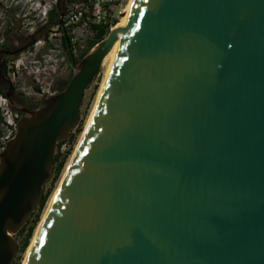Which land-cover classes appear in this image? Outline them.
I'll return each instance as SVG.
<instances>
[{
	"label": "water",
	"instance_id": "water-1",
	"mask_svg": "<svg viewBox=\"0 0 264 264\" xmlns=\"http://www.w3.org/2000/svg\"><path fill=\"white\" fill-rule=\"evenodd\" d=\"M118 22L33 108L0 73L20 114L0 151V264L15 261L14 236L42 201ZM30 245L24 264H264V0H132Z\"/></svg>",
	"mask_w": 264,
	"mask_h": 264
},
{
	"label": "rangeland",
	"instance_id": "rangeland-1",
	"mask_svg": "<svg viewBox=\"0 0 264 264\" xmlns=\"http://www.w3.org/2000/svg\"><path fill=\"white\" fill-rule=\"evenodd\" d=\"M64 1L0 0V51L9 52L0 54V64L2 62L6 63L8 68L6 75L11 79L15 92L21 93V98L26 99L27 103L33 104L38 100L39 97L36 94L40 89L39 87L45 90L57 91L72 68L63 48L60 32L51 25L46 24V14L51 7L57 5L59 11L64 12L62 19L66 17L65 12L69 14L65 20L67 24L65 28L71 37L77 38L76 41L73 39L71 41L73 44L72 50L75 49L76 54H80L85 49L87 41L92 40L89 24L92 22H107L111 26L115 20L123 15V10L129 2V0H85L81 3L66 4ZM78 12H81V15ZM74 15L78 18L77 23L71 22V16ZM73 20L75 19L73 18ZM19 50V53L11 54ZM107 65L108 62L102 65L94 82L85 92L79 111V121L71 132L68 141L59 148L60 156H66L67 158L53 187H51V181H49L44 188V193L49 188H51V192L28 247L81 138L86 122L94 108ZM7 104V100L0 96V114L4 118L9 116L10 113H14L9 106L7 107ZM80 126L82 132L73 142L71 137L76 134V130ZM0 127L4 131V127L1 125ZM67 152H69L68 155H66ZM14 238L19 249L23 236L16 235ZM28 247L23 253L17 250L15 264L23 263Z\"/></svg>",
	"mask_w": 264,
	"mask_h": 264
},
{
	"label": "trees",
	"instance_id": "trees-1",
	"mask_svg": "<svg viewBox=\"0 0 264 264\" xmlns=\"http://www.w3.org/2000/svg\"><path fill=\"white\" fill-rule=\"evenodd\" d=\"M85 0H65L64 2L66 4H74V3H81ZM91 7V6H89ZM64 11V10H63ZM64 12H60L58 9V6L55 5L53 7H51V9L47 12L46 14V24L51 25V27L55 28L56 30H58L61 34V41H62V45L63 48L65 49L66 53H67V59L70 62L71 66L73 67L75 64H77L82 57L96 44L98 43L100 40H102L105 35L108 33L109 31V24L107 22H99V23H90L89 24V29L92 33V40L87 41V45L85 47L84 50L81 51V53L78 55L77 58H74L72 56V48H73V44L71 43V36L68 34L67 29L65 28L64 24V20L61 18V14H63ZM66 14V13H65ZM7 66L5 62H2L0 64V73L1 74H6L7 73ZM72 75V68L71 71L69 73V75L67 76L66 80L64 81V83L57 89V91H61L65 85L68 83L69 79L71 78ZM5 83L1 80L0 78V96H2L3 98H5L3 89L5 88ZM34 104V105H33ZM31 106V108L35 107V103H33ZM20 115V114H18ZM3 122V117L0 114V124ZM81 126L80 128H78L76 130V134L71 137L72 141L74 142L76 137L81 133ZM3 131L2 128L0 127V137L2 135ZM71 135V134H70ZM68 141L65 140L64 142H61L58 144V147L60 148L64 143H66ZM69 152H67L66 155H68ZM66 156L61 157L60 154H58L57 156L54 157V169H53V176L51 178V187H53V185L55 184V182L58 180L60 173L64 167V163L66 160ZM51 192V188H49L45 193H43V197H42V201L39 204V206L37 207V209L35 210V212H33L27 222V224L25 226H23L20 231L18 232L17 236H23L22 238V242H21V246L19 247V252L23 253L24 250L28 247L30 239L32 238L33 235V231L36 228L39 220H40V215L41 212L46 204V201L49 197V194ZM15 264V263H13Z\"/></svg>",
	"mask_w": 264,
	"mask_h": 264
},
{
	"label": "built area",
	"instance_id": "built-area-1",
	"mask_svg": "<svg viewBox=\"0 0 264 264\" xmlns=\"http://www.w3.org/2000/svg\"><path fill=\"white\" fill-rule=\"evenodd\" d=\"M66 13V12H65ZM78 14H80L81 15V12H78ZM66 15V17L63 19L64 20V22H65V20L68 18V13H66L65 14ZM73 18L75 19V20H73ZM71 22L72 23H77L78 22V18H77V16L76 15H74V16H71ZM67 24H66V22H65V24H64V26H66ZM72 39L74 40V41H76L77 40V38H73V37H71V41H72ZM78 55L79 54H76V51H75V49L74 50H72V56L74 57V58H77L78 57ZM9 78V77H8ZM9 80H10V82H11V84H12V81H11V79L9 78ZM40 89L37 91V96L39 97L38 98V100L37 101H35V103H37L39 100H41L42 98H44L45 96H47V95H53V94H55L57 91H50L49 89H43L42 87H39ZM6 99V98H5ZM7 107H8V104H7ZM17 118H18V113H13V114H11L10 113V115L9 116H7L6 118H4L3 117V122L0 124L1 126H3L4 127V131H3V133H2V135H1V137H0V151L2 150V148H3V146L5 145V143L13 136V134H14V132H15V126H16V120H17Z\"/></svg>",
	"mask_w": 264,
	"mask_h": 264
},
{
	"label": "bare ground",
	"instance_id": "bare-ground-1",
	"mask_svg": "<svg viewBox=\"0 0 264 264\" xmlns=\"http://www.w3.org/2000/svg\"><path fill=\"white\" fill-rule=\"evenodd\" d=\"M131 2H132V0H129V2L127 3L126 7H125L124 10H123V15L119 18V22H118L117 25L115 26V28H118V29H119V35H118V38H117V40H116V43H115L114 46H113L112 51L109 53V55H108V56L106 57V59L104 60V63H105V62H108V65H107V69H106L105 77H104V79H103V82H102V84H101V86H100V89H99V92H98V95H97L96 102H97V100H98V97H99L100 92H101V90H102V87H103V85H104L105 79H106V77H107V75H108V73H109V71H110V68H111V66H112V63H113V61H114V59H115V54H116V50H117V47H118L120 34H121L122 28L124 27V24H125V22H126L127 15H128V11H129V8H130V5H131ZM104 63H103V64H104ZM96 102H95V105H96ZM95 105H94V107H95ZM93 109H94V108H93ZM92 112H93V110H92ZM92 112H91V114H92ZM91 114H90V116H91ZM90 116H89V118H88V121H89V119H90ZM88 121H87L86 123H88ZM86 125H87V124H86ZM71 159H72V158H71ZM68 165H69V164H68ZM67 167H68V166H67ZM52 198H53V197H52ZM51 200H52V199H51ZM38 227H39V225H38ZM37 230H38V228H37ZM37 230H36V232H37ZM36 232H35V234H36ZM34 236H35V235H34ZM32 240H33V239H32ZM31 243H32V242H31ZM30 248H31V245L28 247V250H27V252H26V256H27V254H28ZM26 256H25V258H24V261H25V259H26ZM24 261H23L22 264H24Z\"/></svg>",
	"mask_w": 264,
	"mask_h": 264
},
{
	"label": "flooded vegetation",
	"instance_id": "flooded-vegetation-1",
	"mask_svg": "<svg viewBox=\"0 0 264 264\" xmlns=\"http://www.w3.org/2000/svg\"><path fill=\"white\" fill-rule=\"evenodd\" d=\"M6 89H7V85H5V88L3 89V92H4ZM15 91H16V90H15L14 86L12 85V88L10 89V92H9L10 97L13 98V99H15L17 102L23 104L26 108H31L30 105H32V104L27 103V102L25 101L26 99L21 98V96H22L21 93H18V92H15ZM33 105H34V104H33ZM35 105H36V103H35Z\"/></svg>",
	"mask_w": 264,
	"mask_h": 264
}]
</instances>
